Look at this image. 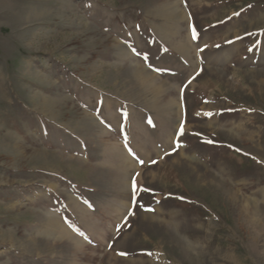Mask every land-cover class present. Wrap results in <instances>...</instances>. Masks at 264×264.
<instances>
[{"label":"rangeland","instance_id":"obj_1","mask_svg":"<svg viewBox=\"0 0 264 264\" xmlns=\"http://www.w3.org/2000/svg\"><path fill=\"white\" fill-rule=\"evenodd\" d=\"M111 263L264 264V0H0V264Z\"/></svg>","mask_w":264,"mask_h":264},{"label":"snow or ice","instance_id":"obj_2","mask_svg":"<svg viewBox=\"0 0 264 264\" xmlns=\"http://www.w3.org/2000/svg\"><path fill=\"white\" fill-rule=\"evenodd\" d=\"M237 15H238V13H237ZM193 32H194V34H195V27H193ZM180 133H181V135H183V133H184V128H183V125H181V128H180ZM208 143H213V141H208ZM180 145H179V142H177V147H179ZM175 150V149H174ZM141 163H144L143 161H141ZM133 185H134V188L136 187V185H135V181H133ZM144 191H150V189H144ZM180 199H184L183 197H181ZM146 210H148V211H154V209H151V208H149V209H146ZM134 214V213H133ZM122 255H126V253H122Z\"/></svg>","mask_w":264,"mask_h":264},{"label":"bare ground","instance_id":"obj_3","mask_svg":"<svg viewBox=\"0 0 264 264\" xmlns=\"http://www.w3.org/2000/svg\"><path fill=\"white\" fill-rule=\"evenodd\" d=\"M125 196V195H124ZM111 264H113V263H111ZM115 264V263H114Z\"/></svg>","mask_w":264,"mask_h":264}]
</instances>
